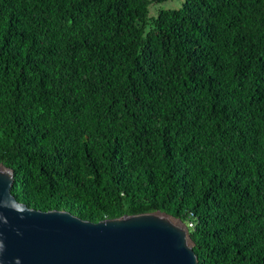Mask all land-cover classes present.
Returning <instances> with one entry per match:
<instances>
[{"label":"trees","instance_id":"trees-1","mask_svg":"<svg viewBox=\"0 0 264 264\" xmlns=\"http://www.w3.org/2000/svg\"><path fill=\"white\" fill-rule=\"evenodd\" d=\"M149 1L0 0L10 194L90 222L158 210L196 264H264V0Z\"/></svg>","mask_w":264,"mask_h":264},{"label":"water","instance_id":"water-1","mask_svg":"<svg viewBox=\"0 0 264 264\" xmlns=\"http://www.w3.org/2000/svg\"><path fill=\"white\" fill-rule=\"evenodd\" d=\"M11 182L12 170L0 163V264H196L186 225L169 214L90 222L17 202Z\"/></svg>","mask_w":264,"mask_h":264},{"label":"rangeland","instance_id":"rangeland-1","mask_svg":"<svg viewBox=\"0 0 264 264\" xmlns=\"http://www.w3.org/2000/svg\"><path fill=\"white\" fill-rule=\"evenodd\" d=\"M183 0H160V1H149L148 8V16H154L158 9L164 8H177L180 6Z\"/></svg>","mask_w":264,"mask_h":264},{"label":"built area","instance_id":"built-area-1","mask_svg":"<svg viewBox=\"0 0 264 264\" xmlns=\"http://www.w3.org/2000/svg\"><path fill=\"white\" fill-rule=\"evenodd\" d=\"M187 226H191V222L189 221V222H187Z\"/></svg>","mask_w":264,"mask_h":264}]
</instances>
